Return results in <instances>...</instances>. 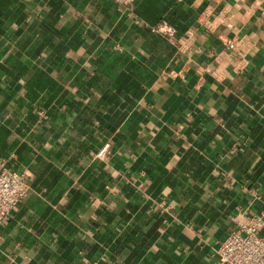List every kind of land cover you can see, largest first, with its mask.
Returning <instances> with one entry per match:
<instances>
[{"label":"crops","instance_id":"0c3cea01","mask_svg":"<svg viewBox=\"0 0 264 264\" xmlns=\"http://www.w3.org/2000/svg\"><path fill=\"white\" fill-rule=\"evenodd\" d=\"M0 163V264H216L264 210V0H0Z\"/></svg>","mask_w":264,"mask_h":264},{"label":"built area","instance_id":"2783aa9c","mask_svg":"<svg viewBox=\"0 0 264 264\" xmlns=\"http://www.w3.org/2000/svg\"><path fill=\"white\" fill-rule=\"evenodd\" d=\"M133 5L135 0H114ZM159 31L160 28H152ZM234 47L233 43L229 44ZM30 185L23 173L0 163V226L28 196ZM235 227L216 249V264H264V210L232 216Z\"/></svg>","mask_w":264,"mask_h":264}]
</instances>
